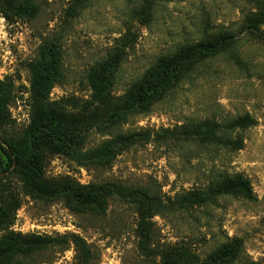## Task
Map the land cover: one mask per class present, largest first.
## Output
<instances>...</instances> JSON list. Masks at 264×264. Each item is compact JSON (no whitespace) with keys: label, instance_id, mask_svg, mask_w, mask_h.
<instances>
[{"label":"rangeland","instance_id":"374dc122","mask_svg":"<svg viewBox=\"0 0 264 264\" xmlns=\"http://www.w3.org/2000/svg\"><path fill=\"white\" fill-rule=\"evenodd\" d=\"M143 1L0 0V93L8 97L0 125L4 147L5 141L26 144L33 117L31 65L47 52L58 53L63 74L49 101L80 115L93 108H75L71 101L91 100L89 70L109 51H124L113 87L120 96L160 55L232 35L223 50L179 72L148 109L81 131V159L43 143L41 179L16 163L8 167L0 151V200L20 204L13 223L0 230V242L8 233L57 239L37 250L16 245L0 264H78L74 236L90 247L91 264H264V22L257 30L247 28L248 17H264V0H154L148 23L134 14ZM244 114L255 123L229 129ZM205 122L209 133H196ZM130 132L148 136L109 166L83 159L105 140ZM234 139L242 149L229 145ZM239 174L249 181L253 199L210 195ZM62 179L82 186L109 181L149 188L162 211L150 219L147 249L141 245L138 207L116 197L97 209L81 207L69 193L54 196L51 189ZM41 184L50 190L40 191ZM190 193L198 199L186 201ZM203 194L209 199L201 201ZM235 240L241 242L239 257L225 262L219 249ZM178 247L187 258H176L172 251Z\"/></svg>","mask_w":264,"mask_h":264},{"label":"trees","instance_id":"16d2710c","mask_svg":"<svg viewBox=\"0 0 264 264\" xmlns=\"http://www.w3.org/2000/svg\"><path fill=\"white\" fill-rule=\"evenodd\" d=\"M153 2L154 0H144L140 8L134 11L135 18L148 23ZM263 22L264 17L250 16L247 19V28L257 30L256 28ZM231 39L232 35L226 33L218 36L213 42L200 41L182 46L173 54L160 55L120 96L113 94V87L116 73L123 60L124 51L117 48L109 51L106 57L89 70L88 81L92 90L91 100H86L81 105H78L74 100L71 101V105L75 108H80V106L87 109L93 108L80 115H73L65 111L64 106L49 101L48 96L53 84L60 81L63 74L58 53L54 52L53 57L48 55L47 52L31 65L30 93L33 117L28 129L26 144L13 145L5 141L6 146L4 147L0 143V151L7 157L8 167L16 163V168L26 170L32 178L41 179L42 157L38 151L43 143H46L47 146L52 145L54 151L71 154L81 159L79 151L81 131L87 130L98 123H111L125 113L148 109L154 100L161 97L170 82L176 80L179 72L188 68L196 59L223 50L231 42ZM7 101L8 97L4 96V93H0V125L6 118ZM254 123L255 121L252 120L249 114H244L237 117L229 125V129L243 128ZM203 125L206 126L204 130H202ZM202 126L196 130V133H201L204 136L210 131L211 125L209 122H205ZM145 136L142 132L115 135L111 139L105 140L97 148L86 151L83 159L97 160L98 163L109 166L118 153ZM228 143L234 150H240L243 147V143L238 139ZM39 190L46 192L50 188L41 184ZM51 190L54 192V196L60 193L71 194L74 201L84 208L97 209L108 197H116L120 201L138 207V231L144 249H147V244L153 235V223L150 219L162 211L160 210L159 197L149 188L132 186L122 182L107 181L102 184L82 186L71 180L62 179L54 183ZM209 191L211 196L214 193H223L239 195L247 200L253 199L249 181L242 178L240 174L232 179L227 178L218 184L217 188H212ZM184 197L186 201L194 198L198 199L194 193L187 194ZM207 198L209 199V194H203L200 199L206 201ZM19 206V202L14 198L0 200V230L9 227L13 223L15 212ZM20 237L12 233L6 234L0 242V257L5 253L13 252L18 245L26 247V250H37L52 243L55 245L57 242L55 238L50 240L51 238ZM73 238L78 264H91L93 256L90 247L82 238L78 236ZM240 251L241 242L239 240H235L233 245H225L219 249V253L223 256L222 259H225V262L228 259L236 260ZM172 252H175L178 260L187 258L189 255L184 247H178ZM161 253L164 255L163 251Z\"/></svg>","mask_w":264,"mask_h":264}]
</instances>
